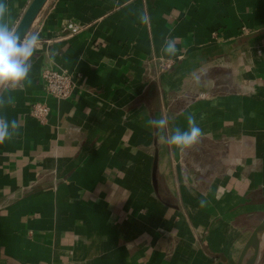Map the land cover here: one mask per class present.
Masks as SVG:
<instances>
[{
	"label": "crops",
	"instance_id": "crops-1",
	"mask_svg": "<svg viewBox=\"0 0 264 264\" xmlns=\"http://www.w3.org/2000/svg\"><path fill=\"white\" fill-rule=\"evenodd\" d=\"M4 2L15 29L31 0ZM32 33L28 79L0 88L18 125L0 143V264H236L264 215V0H48ZM46 68L73 76L69 97ZM189 115L203 135L181 151L163 137Z\"/></svg>",
	"mask_w": 264,
	"mask_h": 264
},
{
	"label": "clouds",
	"instance_id": "clouds-1",
	"mask_svg": "<svg viewBox=\"0 0 264 264\" xmlns=\"http://www.w3.org/2000/svg\"><path fill=\"white\" fill-rule=\"evenodd\" d=\"M8 8L4 0H0V88H16L26 81L31 70V58L37 50L39 44V34L32 33L22 36L18 31L11 29L7 23L3 22ZM142 22H147L148 17L143 16ZM163 51L168 54H175V45L172 41H166ZM2 105V102H0ZM188 130L182 131L175 128L170 136L163 137V140L173 145L181 151L193 147L202 137L201 128L197 125L195 117L187 116ZM152 124L159 130L166 129L167 118L153 120ZM18 127L15 120L7 121L0 119V143L10 138L12 130Z\"/></svg>",
	"mask_w": 264,
	"mask_h": 264
},
{
	"label": "water",
	"instance_id": "water-1",
	"mask_svg": "<svg viewBox=\"0 0 264 264\" xmlns=\"http://www.w3.org/2000/svg\"><path fill=\"white\" fill-rule=\"evenodd\" d=\"M48 0H31L14 30L26 36L40 10ZM264 238V215L254 226L245 241L236 264H258L261 257V242Z\"/></svg>",
	"mask_w": 264,
	"mask_h": 264
},
{
	"label": "built area",
	"instance_id": "built-area-1",
	"mask_svg": "<svg viewBox=\"0 0 264 264\" xmlns=\"http://www.w3.org/2000/svg\"><path fill=\"white\" fill-rule=\"evenodd\" d=\"M67 29L70 34L80 31L81 25L76 23H68ZM166 66H170V60L164 61ZM45 80V88L49 94L56 98H67L71 95L75 80L73 76L66 70H58L54 68H46L43 72ZM49 106L45 103L36 102L33 105L32 114L41 120H45L49 114Z\"/></svg>",
	"mask_w": 264,
	"mask_h": 264
},
{
	"label": "rangeland",
	"instance_id": "rangeland-1",
	"mask_svg": "<svg viewBox=\"0 0 264 264\" xmlns=\"http://www.w3.org/2000/svg\"><path fill=\"white\" fill-rule=\"evenodd\" d=\"M264 239V238H263ZM261 260L264 259V240L262 241V247H261ZM264 261V260H263ZM260 262V261H259ZM259 264V263H258Z\"/></svg>",
	"mask_w": 264,
	"mask_h": 264
},
{
	"label": "bare ground",
	"instance_id": "bare-ground-1",
	"mask_svg": "<svg viewBox=\"0 0 264 264\" xmlns=\"http://www.w3.org/2000/svg\"><path fill=\"white\" fill-rule=\"evenodd\" d=\"M263 240H264V239H263ZM263 240H262V241H263ZM261 247H262V242H261V246H260V248H261Z\"/></svg>",
	"mask_w": 264,
	"mask_h": 264
}]
</instances>
